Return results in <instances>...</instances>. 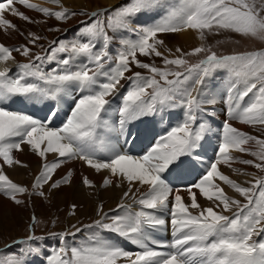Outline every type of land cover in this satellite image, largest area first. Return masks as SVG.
I'll use <instances>...</instances> for the list:
<instances>
[{
	"label": "bare ground",
	"instance_id": "1",
	"mask_svg": "<svg viewBox=\"0 0 264 264\" xmlns=\"http://www.w3.org/2000/svg\"><path fill=\"white\" fill-rule=\"evenodd\" d=\"M120 1L122 0H0V85H4V91L0 93V102L5 106L4 109L0 106V137L3 140V143L0 144V191L5 186L4 178L8 175L22 183L31 185L35 177L39 176L46 168L53 167L56 170L54 175L58 178L55 183L56 191L64 194V196L75 197L77 203L88 205L87 208H90L95 200L99 204L103 200L112 198L111 206L117 201H123L128 204L126 208L140 212V202L148 201L145 193L149 195L153 193L154 196L159 194V189L166 187V169L161 162L152 165L145 164L143 160H140L139 154H135V142L132 140L128 142L132 156H126V149L121 141L111 139L110 145L122 148L121 153L119 150V154H116L117 159L111 163L93 160V147L89 146V138H83L78 144L70 142L83 134H92L90 126L80 120L77 127H67L69 123H65V121H71L75 115V111L67 103L63 104L59 121L54 120L58 111L54 96L59 95L58 88L51 87V94H40L39 79L36 80V85L33 88L27 89L26 81L21 82L22 79L19 77L23 74L22 71L16 74L15 78L10 77L11 74H15L19 70L18 62L20 60L16 53L8 49L9 45L14 42L7 39L6 34L15 36L13 30L20 27L21 18L38 16L40 12L38 15L36 12L48 11L49 6L54 4L63 5L64 3L73 8L93 9L117 6ZM149 4H145L143 9L151 7L148 6ZM134 18L148 20L154 17L143 14L140 10ZM188 24L179 29L178 44L189 43L193 45L198 41L197 30L190 29ZM6 75L12 79L18 88L11 84L10 80L5 77ZM81 85L82 83H78L75 88L82 89ZM236 89V87L234 89L230 87L226 92L221 84H217L216 90L219 91V97L223 99L225 95L226 103L224 106H219L213 110L212 115L213 120L223 131L218 132L209 128L197 139L199 143L208 149H212L214 153L218 150L227 153L222 156L215 155L217 161L208 171L209 176L200 179L191 188L179 189L178 193L175 194L178 198L176 202H170V197H168L164 199L163 203H160L159 211L156 210L143 215L144 225L151 223L150 217H158L163 221L165 218L168 220L165 222L171 225L174 221L171 219V215L166 213H171L178 207L186 206L191 215L185 219L189 223H194L199 231L208 232L211 230L210 225L204 221L201 214L205 215L211 210L229 208L224 195L231 194L241 197L245 193L241 187L242 184L252 180H250L251 176L249 175L251 169L247 164L251 159L250 153H256V156H259L260 152L257 151H261L259 147L262 144L256 141L253 143L252 135L245 130L249 131V129L255 128L244 124L256 121V117L253 107L244 102L246 97L241 96L237 99ZM247 102L249 103L248 99ZM252 104L258 106L257 114H264V98L255 102L252 101ZM111 106L125 120L143 126V131L148 136L153 148L148 158H152L156 162L157 154L160 151L167 152L170 150L167 132L170 131L171 125L167 118L163 119L160 113H154L145 105H143L138 116L132 115L130 109H126L117 101H114ZM9 109L14 111L10 112ZM227 110L231 112L228 118L233 117L237 121L225 124L224 120L227 117L222 115V112ZM170 114L175 115V122L180 124L182 118L186 116V110L176 109ZM152 118H155L154 122H151ZM162 120L166 121L168 125V130L164 134L161 133L159 123ZM238 121H242L244 124L240 125ZM122 139L127 140V137L123 135ZM216 143L219 146L215 148L213 145ZM77 148L82 150V157L61 158L62 155L75 153ZM141 152H143V148ZM6 174L8 175L6 176ZM171 174L169 183L173 184L174 187L180 186L182 180L185 179V169L176 166L172 169ZM215 191H219V194L214 195ZM12 193L9 197L4 196L3 192L0 194V212L9 211L14 214L33 199V197L28 196L22 200L23 202L18 201L22 198L17 196L15 192ZM166 195L170 196V193H164L163 197ZM126 214L128 215L127 212ZM117 227L118 230H126L127 223L119 220ZM99 236L103 237L105 234L99 232L97 239ZM210 240L212 244L216 243V240L212 239L211 233ZM222 241L217 244L219 247L222 246ZM222 250L223 248H221ZM189 253L185 247L180 250V255L183 258H189L190 255H187ZM133 257L134 259L140 258V254L127 253L128 260L133 259ZM163 264L182 263L176 257H172Z\"/></svg>",
	"mask_w": 264,
	"mask_h": 264
},
{
	"label": "rangeland",
	"instance_id": "2",
	"mask_svg": "<svg viewBox=\"0 0 264 264\" xmlns=\"http://www.w3.org/2000/svg\"><path fill=\"white\" fill-rule=\"evenodd\" d=\"M214 1L220 0H211L210 4ZM230 1L229 7H227V2H221L219 3L217 9L212 8L210 10V14L206 21L207 26L202 25L198 21H193L190 26L188 25L190 29L197 30L199 37L198 41L193 45L189 43H177L178 38L180 37V33L178 31L181 28H177V31L174 32H149L152 35L150 41L147 40V35H145L143 40L146 45L143 44L140 46V52L135 53V49L134 53H129L128 56H124L122 61L129 65L131 68V76H135L136 78L140 76L139 74H146L151 78L155 75H160V73H162V75L156 82L151 81V83L146 85H140L137 88V91L144 90L148 93H152L154 88L152 87V84L157 87L162 86L159 91H162L164 88L171 89V83L179 82L178 78L173 76L174 73L177 74L178 72H180V75L184 73L190 74L189 78L183 82V85L186 89H188L190 83L194 80L193 72L195 68L198 67L201 71L197 72L195 75V80L190 88L188 96L186 97L189 105H196L199 103H207L210 98L207 94L208 91L203 94H198L196 99L191 97L194 84L197 78L202 75L203 71L206 72V76L203 77V80L209 83L207 88H211V78H216L217 76H223L225 78L232 77L231 75L223 72L218 75L208 74L219 69H231L230 72L233 76L238 78L239 85L242 89L244 88L245 82L257 85L260 81L264 80V0H242L240 1V4H238V0ZM126 2H129V9H125L124 6L120 9H108V7H101L102 10L101 8H74L75 10L81 9V13H70V10L68 9H73V7L70 8L71 6L64 3L63 5H50L49 10L51 13H48L47 11H38L36 12L37 15L40 12L38 16L21 18L19 21L20 27L13 30L15 36L9 34H6V36L7 39L14 42L13 44L15 45L13 50L16 51L15 53L17 54L19 60H21L23 64L29 65L33 63L34 58L46 49V46L50 45L49 43L54 37H58V34L63 35L64 30L73 26L78 28V25L76 24L77 22H80L81 26L89 23V21L84 19H88V16L92 13L99 12L96 15V18L99 20L96 18L94 19V25L96 27H100V24L101 26L105 24L107 25L110 20L111 27H115L122 22L121 25L119 24V27H121L128 21L127 14L141 9L143 5V0H122L119 5L112 7H119L122 3ZM233 6L235 8H233ZM156 11L157 7L154 5L146 7L145 9L142 7L141 9V13L151 17H155ZM112 15L116 16L112 17ZM134 20L137 24H145L144 19L134 18ZM81 31H83V28ZM56 46H58L56 50L65 47L70 48L71 50H75V48H90V45H87L86 43H79L76 45L74 42L67 40H61ZM215 55H226L229 58H227L224 62H217L213 60ZM140 70H143V72ZM128 73L129 72H127V74ZM24 74L25 79L27 77V72ZM169 78L170 82L165 81ZM229 86L232 89L235 88L232 83H229ZM229 86L224 87L226 92H228L227 90H229ZM248 87L249 84L246 83V89L244 91L250 90ZM207 88H203L202 92ZM236 90V97L239 99L241 96L239 95L238 89ZM260 91V89L255 91L253 95L254 99L259 100L264 98V96L259 97ZM169 98H172V96L167 94L163 99L167 100ZM224 98L225 95L223 99ZM192 100H196L195 103H193ZM249 104L253 107L256 121L249 122L248 124H244L242 121H238V123L240 125L244 124L250 127H255L252 128V130L249 129V131L245 128L244 129L248 134L252 135L253 143L256 141L262 145L259 147L261 151H257L260 152L259 156H256V153H250L251 159H249L247 164L251 169L249 171V175L251 176L250 180H252L242 184L243 187H241L245 191L242 196L247 193L246 186L248 185L247 189L249 190L251 188L250 185L254 183L255 179L264 174L262 173L264 171V114H257L256 111L258 106L253 105L251 101H249ZM188 107L192 108V106ZM160 115L163 119H166L168 115L175 116L170 113H160ZM152 120L151 122H154L155 118H152ZM234 121L237 120L233 117H227L224 120L225 124ZM159 123L161 133L164 134L165 131L168 130V125L164 120L159 121ZM256 133L259 136H256L255 138ZM187 134H189V131ZM259 164H261V166ZM55 173L56 170L53 167H48L41 173V176H37L33 179V184L31 185L29 183H22L21 181L13 178L11 175L6 174V176H8L4 178V180H7L9 185L14 186L16 188L15 194L22 198L18 201L25 200L28 196L33 197V199L31 202H27L25 207L19 208L14 214H11L9 211L0 212V264H2V258L7 259L6 264H25V259L27 257H24L25 253L23 252V249L16 246L18 242H27L22 241V239L34 241V244L36 243L39 248H42L49 243L51 238L50 231L59 229L65 231H72L74 229L81 230L85 223L89 221L95 222L97 220L108 222V224L114 227L113 221L116 218L109 215L108 209L120 206L122 201H117L113 206H111L113 201L112 198L103 200L99 204L98 201L95 200L90 205V208H87L88 205L77 203L75 197L72 198L70 196H64V194L56 191L55 183L58 178L54 175ZM6 188H4L5 190L2 189L0 194L3 192L4 196L6 195V197H9L13 193L9 187ZM258 188V184L255 182V189ZM261 190L262 187H260L257 193L264 196V193ZM248 193L250 192L248 191ZM236 197L240 198V196ZM263 204L264 197H261L258 203L260 209L258 216L250 212H247V214L239 212L234 218H232V221H230L228 225L233 228H245L247 231L254 229L255 224L258 222H261V225L264 226ZM227 206L229 208L226 207L224 210L231 208V205L228 203ZM104 210L107 211L106 215H104ZM224 210H211V212L205 213L208 221L212 224V227H214L218 222L226 220L227 216L224 213ZM229 212H231V210ZM203 215L204 214H201V217ZM249 215L252 216L251 221H249ZM115 229L118 230L119 228L116 227ZM32 233L44 234H36L32 237ZM73 236L74 238L79 239L75 233ZM65 239L68 243L64 245L71 249L73 253L66 260L73 259L76 262L77 259H82L83 261L86 260V256H82L90 250L88 245H86V242L80 239L81 242L79 244H72L73 237L71 236V233L66 234ZM69 240H71V242ZM225 242L226 238L224 239V243ZM34 244L30 243L31 246L28 247L31 248ZM221 248L222 246H220V249ZM187 255L191 256V253ZM61 263L62 262H59V258L52 260V264ZM62 264L66 263L63 261Z\"/></svg>",
	"mask_w": 264,
	"mask_h": 264
}]
</instances>
